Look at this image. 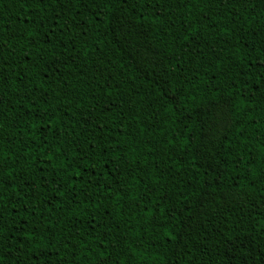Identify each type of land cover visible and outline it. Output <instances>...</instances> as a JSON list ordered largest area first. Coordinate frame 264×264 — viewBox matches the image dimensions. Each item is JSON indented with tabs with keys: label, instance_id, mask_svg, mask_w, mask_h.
<instances>
[{
	"label": "trees",
	"instance_id": "16d2710c",
	"mask_svg": "<svg viewBox=\"0 0 264 264\" xmlns=\"http://www.w3.org/2000/svg\"><path fill=\"white\" fill-rule=\"evenodd\" d=\"M0 264H264V0H0Z\"/></svg>",
	"mask_w": 264,
	"mask_h": 264
}]
</instances>
